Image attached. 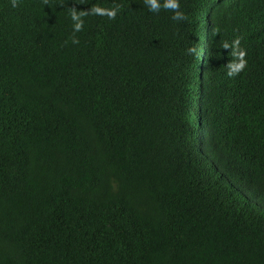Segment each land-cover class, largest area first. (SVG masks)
Segmentation results:
<instances>
[{
  "label": "trees",
  "instance_id": "trees-1",
  "mask_svg": "<svg viewBox=\"0 0 264 264\" xmlns=\"http://www.w3.org/2000/svg\"><path fill=\"white\" fill-rule=\"evenodd\" d=\"M155 4L0 0V264H264V0Z\"/></svg>",
  "mask_w": 264,
  "mask_h": 264
},
{
  "label": "clouds",
  "instance_id": "clouds-1",
  "mask_svg": "<svg viewBox=\"0 0 264 264\" xmlns=\"http://www.w3.org/2000/svg\"><path fill=\"white\" fill-rule=\"evenodd\" d=\"M13 6H15V0H13ZM156 7H157V5L155 4V0H153V10H155ZM168 7L176 8V7H178V5L176 3H170L168 5ZM73 18L75 19V17H73ZM113 18H114V14H113ZM80 28H81V24H77L76 25V30L79 31Z\"/></svg>",
  "mask_w": 264,
  "mask_h": 264
}]
</instances>
